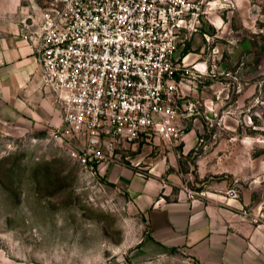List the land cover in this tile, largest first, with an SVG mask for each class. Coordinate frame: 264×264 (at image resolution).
<instances>
[{"label": "rangeland", "instance_id": "374dc122", "mask_svg": "<svg viewBox=\"0 0 264 264\" xmlns=\"http://www.w3.org/2000/svg\"><path fill=\"white\" fill-rule=\"evenodd\" d=\"M45 1L20 0L15 10L0 0V37ZM194 1L177 141L115 144L90 173L48 136L58 124H34L0 102V264H197L182 247L144 245L131 182L264 229V0Z\"/></svg>", "mask_w": 264, "mask_h": 264}, {"label": "built area", "instance_id": "2783aa9c", "mask_svg": "<svg viewBox=\"0 0 264 264\" xmlns=\"http://www.w3.org/2000/svg\"><path fill=\"white\" fill-rule=\"evenodd\" d=\"M37 9L21 35L59 112L48 136L71 160L94 173L115 144L178 140L177 77L198 2L46 0Z\"/></svg>", "mask_w": 264, "mask_h": 264}, {"label": "crops", "instance_id": "0c3cea01", "mask_svg": "<svg viewBox=\"0 0 264 264\" xmlns=\"http://www.w3.org/2000/svg\"><path fill=\"white\" fill-rule=\"evenodd\" d=\"M9 1L16 10L20 0ZM21 24L0 37V102L6 112L34 124H58L59 112L41 85L34 48L21 35ZM153 186L144 181L138 188L131 182L128 189L133 204L147 220L146 247H182L197 264H264L263 228L225 207L182 197L169 201L167 193L155 198Z\"/></svg>", "mask_w": 264, "mask_h": 264}]
</instances>
